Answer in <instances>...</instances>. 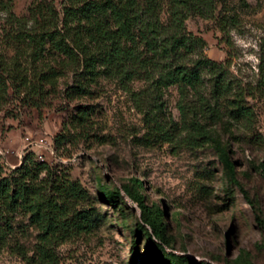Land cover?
I'll return each mask as SVG.
<instances>
[{"label": "rangeland", "instance_id": "rangeland-1", "mask_svg": "<svg viewBox=\"0 0 264 264\" xmlns=\"http://www.w3.org/2000/svg\"><path fill=\"white\" fill-rule=\"evenodd\" d=\"M10 1L18 18H28L36 7L59 12L64 2ZM212 1L209 17L189 15L184 28L204 41L202 56L222 64L251 111L248 118L227 117L224 102L223 116L206 120L233 163L237 183L228 181L213 144L187 147L148 131L130 97L144 87L142 81L132 80L126 89L101 75L88 82L81 69L46 52L47 46L33 60L31 48L4 39L14 28L0 14V55L3 68L13 71L0 67L1 176L31 153L55 174L79 183L86 195L78 207L89 209L94 219L89 231L52 245L56 264H142L148 258L150 230L138 227L140 209L124 186L152 212L160 211L165 252L194 263L264 264V0ZM160 17L164 21L165 13ZM202 77L206 81L208 75ZM77 86L85 93L73 94ZM176 101L175 86L162 90L163 113L178 122ZM57 135L63 140L56 142ZM101 185L120 191L115 206L99 198ZM0 231V264L38 263V229L25 211H6L0 201Z\"/></svg>", "mask_w": 264, "mask_h": 264}, {"label": "trees", "instance_id": "trees-1", "mask_svg": "<svg viewBox=\"0 0 264 264\" xmlns=\"http://www.w3.org/2000/svg\"><path fill=\"white\" fill-rule=\"evenodd\" d=\"M10 3L0 0L4 24L10 30L14 28L4 39L13 40L15 47L31 48L33 60L47 46L46 52L61 56L66 67L81 69L79 74L88 82L101 75L126 89L130 81H142L144 87L130 97L148 131L161 141L192 148L213 144L228 181L237 183L233 163L206 120L220 119L226 112L221 109L224 102L230 108L227 117L238 114L248 118L251 111L241 104L222 64L202 56L204 41L184 28L189 15L209 17L214 10L212 0H64L59 12L49 7L40 12L36 7L28 18L16 17ZM163 12L164 21L160 17ZM5 66L0 55V67ZM4 70L6 74L13 72ZM203 72L208 75L206 81ZM168 86L176 89L178 122L163 113L162 90ZM72 93L83 94L85 89L77 86ZM54 140L59 142L63 137L57 135ZM1 172L0 166V201L6 211H25L38 229L37 264H56L52 245L94 226L91 211L78 207V201L86 195L79 183L66 174H55L46 162L34 160L31 153H26L8 175L1 176ZM123 192L140 209L138 227L150 230L147 237L151 252L142 264H207L165 252L167 241L160 211L152 212L130 187L124 186ZM98 193L111 206L120 197L118 189L103 185Z\"/></svg>", "mask_w": 264, "mask_h": 264}]
</instances>
